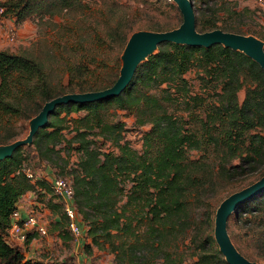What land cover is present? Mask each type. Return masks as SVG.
<instances>
[{
    "label": "trees",
    "instance_id": "obj_1",
    "mask_svg": "<svg viewBox=\"0 0 264 264\" xmlns=\"http://www.w3.org/2000/svg\"><path fill=\"white\" fill-rule=\"evenodd\" d=\"M132 1L134 7L127 0H99L98 22L121 45L129 32L140 29L142 24L135 19L147 9L144 2L153 3L152 18L168 7L179 12L182 21L171 0ZM0 5L17 24L32 14L65 15L67 26L61 30L78 38L54 45L53 67L37 55L0 49V144H6L18 134L15 120L29 119L46 100L67 89L83 92L110 86L118 76V65L115 71L104 65L98 45L105 38L87 22L88 0H0ZM192 6L196 30L239 33L221 17V13L230 19L239 15L233 0H199ZM123 21L128 26L122 27ZM155 23L143 25L156 31L169 29L165 27L169 22ZM188 72L191 77L186 76ZM111 107L112 113L119 109L132 113L137 125H150L143 133L141 149L121 141L124 123L119 118L102 117ZM55 108L35 132L32 144L21 145L0 159V264H44L26 257L24 246L8 240V227L20 198L37 191L38 185L45 186V180L33 172V177L27 176L29 154L55 163L52 154L59 155L57 146L62 142L76 143L72 147L78 156L68 173L55 174L72 179L75 205L90 238L85 247L96 244L108 249L116 264H229L212 235L213 195L207 190L264 174V70L252 57L220 42L203 46L162 41L136 66L117 95ZM78 111L84 114L65 119ZM66 127L75 130L69 139L63 132ZM94 135L115 143L117 152L104 151ZM46 201L53 212H62L59 200ZM200 205L206 210L201 224H207L208 231L190 238L194 250L185 258L180 245ZM64 218V223L55 222L59 234L66 228ZM226 227L239 252L250 260L264 259V188L228 215ZM31 237L27 235L24 245Z\"/></svg>",
    "mask_w": 264,
    "mask_h": 264
},
{
    "label": "rangeland",
    "instance_id": "obj_2",
    "mask_svg": "<svg viewBox=\"0 0 264 264\" xmlns=\"http://www.w3.org/2000/svg\"><path fill=\"white\" fill-rule=\"evenodd\" d=\"M233 1L235 2L236 9L240 10L239 15H233L230 19L229 17H226L227 16L226 13H221V17L225 18L226 21H231V23L234 25L237 31H239V33L245 35H251L259 39L264 49V7L258 4V0H233ZM88 2L90 3V8L86 9V16L88 20L87 22H90L93 27H96V32L98 33V35H100L102 38H105L104 43L98 45L99 50H101L104 53V59L106 61L104 65L106 66V69L111 68L113 69V71H115V66L118 65L117 74H119V69L122 64V55L124 52V47L132 32H129L128 37L124 41L123 45L118 43L116 39H112L110 35L106 34V32L102 29L100 22H98L99 0H88ZM127 2L128 4L133 5V7L136 5L132 0H127ZM191 2H193L195 5L199 4V0H191ZM142 4H145L144 6L147 9H144L139 17H137L136 19L134 18L139 25L142 24L140 26V29L138 30L141 29L151 30L147 28V26L143 25L145 23L152 24L156 22L155 23L156 25L163 26L165 23L169 22V25L165 27L172 29V27L173 28L177 27L181 22V19L178 18L179 12H175L173 9H169L168 7H164L163 8L164 13L156 15L154 19L151 17V15H153V13L151 12V10L153 9V3L144 2ZM26 22H27V34L25 35V37L19 36L14 43L7 44L6 47L4 48L11 49L13 51H24L28 54L37 55L38 58L48 67L55 66L52 61L54 58L53 53L57 55V50L55 51V46H54L56 43L58 44V42H60V44H62L66 40L68 42H72L75 40V38L78 39L76 36L74 37L68 33H64L65 31L61 30L62 27L66 28L67 26L65 23L67 22V17L65 15H60V16L54 15L51 18H48L47 16L42 17L38 14H32L26 19ZM126 25L128 26V22L123 21L122 27ZM62 31L64 34L62 33ZM92 34L93 36H95V32H92ZM65 35H70V37L69 36L65 37ZM90 37H92V35ZM93 46L97 47V44H94ZM156 49L157 46L148 54L155 52ZM148 54L144 57L145 59L147 58ZM144 58L143 60H145ZM97 59L100 60L101 55H98ZM186 76L191 77L192 73L188 72ZM66 79H67V75L65 74L64 82L66 81ZM67 90L68 92H70L69 89ZM238 95H239V99H241L243 95V91H240ZM112 110L113 108L111 107L109 108V111L106 112L105 114H103L104 113L103 112L102 117L109 119L119 118V120H121L124 123L120 132V136H122L121 141H127L131 147L136 149H141L143 133L144 131L150 129V125L149 124L137 125L135 121V116L132 113L127 112L126 110L119 109L116 110L115 113H112L113 112ZM50 114L48 115V117L50 116ZM59 114L60 116H63L65 114L64 110L61 109ZM83 114H84L83 111L70 112L65 116V119L69 120L71 118H78ZM33 116H31L29 119L19 118L14 121V128L18 131V134L15 136L14 140L22 139L27 135L29 130L30 119ZM53 118L54 120H57L55 116H53ZM61 122L65 123V120H62ZM63 132L65 134V138L69 139L71 138V136L74 135L75 130L71 129L70 127H66L63 129ZM93 139H96L97 142L101 144V147L104 151L112 150L113 152H117V147L115 143H113L108 139L103 138L101 135H94ZM30 143L32 144V141ZM30 143H26V144H30ZM62 143L63 145L57 146V148L59 147L61 148V150H59L58 152L59 155L58 156L56 154H52L54 156L51 155L56 160L55 163L53 160H47V159H46L47 161L46 160L38 161L36 159V155H33V157H31L30 154L28 160H26L25 162V166L28 167L27 169H30L34 173V175L37 176L38 178H43L45 180L44 183L45 186L47 185L46 187L43 185H38L37 191L35 192L31 191L30 192L31 194L25 197L27 203L28 201H30L29 202L30 205H28L29 207L27 209L28 211L33 212L35 213L36 216H38L39 220H41V222L47 227L48 235L49 236L52 235L51 236L52 240L50 238L52 242L51 243L52 248L50 247L51 248L50 252L43 253L41 251L42 250L41 242L38 241L34 243V247L36 248L33 254L35 258L36 257L41 258L39 260H41L44 264H58V263L73 264V260L76 258V256L79 253L87 254L88 256L93 255V259L92 258L91 259L95 260L97 263L91 260L92 264H107L108 261H112L113 264H116L114 261L115 260L114 253L109 251L108 249L100 248L96 244H92L89 247H85L87 242L90 241V238L86 235L79 237L80 240L77 243V240L74 239V237L70 234V232L66 228L57 237H55L56 235H54L57 233H51L53 231H57L55 228L56 220L61 219V221L64 223L65 218L60 209H58L56 212H53L51 208L47 206L46 200L48 198H51L52 202L58 201V198L53 194L50 188V181L54 176H63L61 174L56 175L55 173H57V171L61 173H68L69 171L68 166L73 167L78 156L76 149L72 147V145L76 146V143L69 145H65L66 142H62ZM26 144H23L22 146H25ZM71 162L73 163L71 164ZM46 168L48 169L49 173L45 172ZM256 177L258 176L253 175L249 178H245L243 181L239 183L238 182L235 183L234 185H226V184L222 185L220 183V184H215L213 186L211 185L208 188L207 194L213 195L211 201H212V205H213L212 208L214 209V213L212 214V220L210 225L212 229L213 237H214L215 212L220 201L230 193L239 190L249 185L250 183L254 182L256 179H258ZM124 200L125 198H123L120 203H122ZM205 211L206 210L204 205H200L196 207L193 212V217H194L193 226L192 228H189L185 241L181 242L180 245V247L184 249V253L186 255L194 250V248L192 247L194 243L190 241V238L196 232L198 233V236H204V234L208 231L207 230L208 226L206 227L207 224L205 223L201 224V222H203L205 219ZM38 235L39 237L43 236L40 235L39 233ZM19 245L24 246V244L22 243ZM180 247L178 248V250L180 249ZM37 248L41 250L38 249V251H36ZM185 258H189V256L187 255ZM98 259H102V260L100 261ZM256 261L259 264H264V259H257ZM159 262L160 261H157L154 264H159Z\"/></svg>",
    "mask_w": 264,
    "mask_h": 264
},
{
    "label": "water",
    "instance_id": "obj_3",
    "mask_svg": "<svg viewBox=\"0 0 264 264\" xmlns=\"http://www.w3.org/2000/svg\"><path fill=\"white\" fill-rule=\"evenodd\" d=\"M173 2L182 15V21L177 27L160 31L141 29L132 32L124 47L122 64L113 84L99 90L68 92L46 100L40 110L30 119L29 130L24 138L0 144V159L11 155L17 147L30 143L37 129L46 123L48 115L56 106L68 102H87L117 95L130 81L136 66L162 41L203 46L220 42L243 51L252 57L264 70V49L259 39L251 35L218 28L198 31L195 28V16L191 0H173ZM148 48L150 49L147 52ZM263 188L264 174L249 185L224 197L217 206L214 218V238L219 251L229 264H259L255 260L248 259L237 250L227 232L226 223L228 215L240 203L249 199Z\"/></svg>",
    "mask_w": 264,
    "mask_h": 264
},
{
    "label": "built area",
    "instance_id": "obj_4",
    "mask_svg": "<svg viewBox=\"0 0 264 264\" xmlns=\"http://www.w3.org/2000/svg\"><path fill=\"white\" fill-rule=\"evenodd\" d=\"M258 4L264 7V0H258ZM19 24L14 18L6 16L3 6L0 5V33L6 43H14L18 38ZM26 174L33 177L31 170L26 169ZM53 194L61 203L62 212L66 217V228L75 240L87 233V225L81 221L74 201V188L71 177L54 176L50 181ZM36 231L40 235L47 233V227L39 220L35 213L27 211L22 214L18 207L11 213V221L8 227V240L24 244L29 232ZM60 264V263H58Z\"/></svg>",
    "mask_w": 264,
    "mask_h": 264
},
{
    "label": "crops",
    "instance_id": "obj_5",
    "mask_svg": "<svg viewBox=\"0 0 264 264\" xmlns=\"http://www.w3.org/2000/svg\"><path fill=\"white\" fill-rule=\"evenodd\" d=\"M27 34V22H26V19L23 21V22H21L20 24H19V29H18V37L20 36V37H25V35ZM8 43H6V41L4 40V38H3V35L0 33V49H4V47H6V45H7ZM9 50H11V49H9ZM13 51V50H12ZM45 172H48L49 173V171H48V169L46 168L45 169ZM31 191H28V192H26L21 198H20V200H19V202L17 203V207L19 208V210H20V212L22 213V214H25L27 211H28V205H30L29 204V202L30 201H28V203H27V200H26V196L27 195H29V194H31L30 193ZM31 196V195H30ZM32 202V201H31ZM57 231H53V232H51V233H57V234H54V235H56L55 237H57V236H59V231H58V229H56ZM28 235H32V237H31V239H30V241L27 243V244H25L24 245V247H23V253H24V255L26 256V257H31V258H35V256H34V250H35V248L36 247H34V243L35 242H41V249H39V248H37L36 249V251H38V249L39 250H41L43 253L44 252H50V250H51V240H52V238H51V236L52 235H48V233L46 234V235H43L42 237H39V235H38V233L36 232V231H32V232H29L28 233ZM82 236H85V235H82ZM50 238H51V240H50ZM87 238V237H86ZM79 240L80 239H77V243L79 242ZM83 240V239H82ZM88 240V239H87ZM17 244H19V243H17ZM51 247V248H50ZM92 256V257H91ZM91 256H88L87 254H78L77 256H76V258L73 260V264H92V262H91V260L93 259V255H91ZM37 258V257H36ZM35 258V259H36ZM92 258V259H91ZM37 259H41V258H37ZM98 260H102V259H98ZM93 262H95V263H97L95 260H92ZM107 264H113L112 263V261H108L107 262Z\"/></svg>",
    "mask_w": 264,
    "mask_h": 264
},
{
    "label": "bare ground",
    "instance_id": "obj_6",
    "mask_svg": "<svg viewBox=\"0 0 264 264\" xmlns=\"http://www.w3.org/2000/svg\"><path fill=\"white\" fill-rule=\"evenodd\" d=\"M150 48H151V47H150ZM150 48H148L146 51L148 52V50H149ZM146 51H145V52H146ZM142 56H143V55H142Z\"/></svg>",
    "mask_w": 264,
    "mask_h": 264
}]
</instances>
